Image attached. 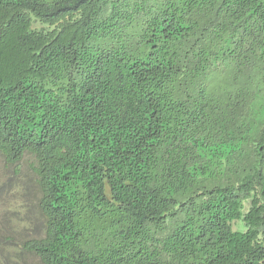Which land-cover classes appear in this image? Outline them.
Returning <instances> with one entry per match:
<instances>
[{"label":"trees","instance_id":"16d2710c","mask_svg":"<svg viewBox=\"0 0 264 264\" xmlns=\"http://www.w3.org/2000/svg\"><path fill=\"white\" fill-rule=\"evenodd\" d=\"M0 156L16 256L264 264V0H0Z\"/></svg>","mask_w":264,"mask_h":264},{"label":"rangeland","instance_id":"374dc122","mask_svg":"<svg viewBox=\"0 0 264 264\" xmlns=\"http://www.w3.org/2000/svg\"><path fill=\"white\" fill-rule=\"evenodd\" d=\"M21 174L0 156V264H41L35 254L14 253L18 242L38 234L35 222L29 218L36 190Z\"/></svg>","mask_w":264,"mask_h":264}]
</instances>
